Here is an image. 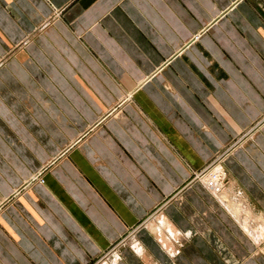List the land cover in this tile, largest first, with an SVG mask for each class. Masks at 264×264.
I'll use <instances>...</instances> for the list:
<instances>
[{"label":"crops","instance_id":"1","mask_svg":"<svg viewBox=\"0 0 264 264\" xmlns=\"http://www.w3.org/2000/svg\"><path fill=\"white\" fill-rule=\"evenodd\" d=\"M263 114L264 0H0V264H264Z\"/></svg>","mask_w":264,"mask_h":264},{"label":"rangeland","instance_id":"2","mask_svg":"<svg viewBox=\"0 0 264 264\" xmlns=\"http://www.w3.org/2000/svg\"><path fill=\"white\" fill-rule=\"evenodd\" d=\"M113 112H114V110L110 109L109 112L106 114V116L112 114ZM263 124H264V114L262 116H260V118L258 120H256L251 126H249L247 129H245L243 132H241V134L232 138L231 141L228 142V144L224 148L220 149L216 154H214L212 156V158L209 160V162H207V164H205L199 171L194 172L192 175L193 179H197L196 181H198V182H203V184L216 197H218L219 196L218 190H220L227 182V173H226V170L224 167V160H226L228 157L225 158V156L230 154L236 148L241 147V145L243 144L245 139L247 137H249L255 130L260 128ZM251 129H252V131L250 132ZM249 132H250V134H249ZM44 170L46 171L47 168H42L40 172L34 174L33 177L29 180V182H34V181H41L42 182L43 181L42 180V174H43ZM24 187H22V188H24ZM18 192H19V190L16 191L14 193V195H16ZM171 197L172 196H170V198ZM131 235H132V233H131ZM131 235L128 234L126 236L121 237L117 242H115L109 248V250H107L93 264H103L105 259L108 258V255L110 253L115 252L117 250V248H119L122 245L127 243V239H129ZM262 240H264V239H262ZM262 240L257 241V243L258 244L261 243ZM133 247L136 248V245L134 244Z\"/></svg>","mask_w":264,"mask_h":264},{"label":"bare ground","instance_id":"3","mask_svg":"<svg viewBox=\"0 0 264 264\" xmlns=\"http://www.w3.org/2000/svg\"><path fill=\"white\" fill-rule=\"evenodd\" d=\"M245 226H246V225H245ZM245 228H246V230H248L251 234H253L252 239H253L254 241L257 242V241L263 239L262 234H264V233H261V231H260L259 234L256 236V235H254V232L252 233V231L249 230V228H247V227H245Z\"/></svg>","mask_w":264,"mask_h":264}]
</instances>
